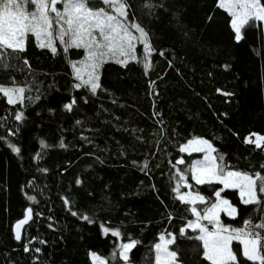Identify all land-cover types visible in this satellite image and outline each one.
<instances>
[{
    "label": "trees",
    "instance_id": "obj_1",
    "mask_svg": "<svg viewBox=\"0 0 264 264\" xmlns=\"http://www.w3.org/2000/svg\"><path fill=\"white\" fill-rule=\"evenodd\" d=\"M127 3L129 21L150 35L147 70L136 43L135 60L120 64L105 57L93 94L88 86L75 87L81 81L71 66L84 61L85 49L64 52L56 39L54 54L31 36L24 51L9 50L8 67L0 68V87L25 88L16 104L0 94V264H94L93 252L114 264V245L126 238L138 241L129 264H155L154 245L169 233L177 237L171 250H178L179 264H211L194 239L198 230L180 234L195 217L173 191V164L183 158V170L201 157L181 146L203 138L230 170L264 175V146L246 142L253 133L264 136V21L245 25L237 41L232 16L219 0ZM93 5L102 6L98 0ZM72 99L73 109H64ZM19 112L24 118L17 121ZM188 183L192 188L181 187V194L199 192L213 201L214 188L223 187L197 185L190 174ZM222 197L237 208L234 218L220 214L230 228L264 217L261 205L242 203L238 189H225ZM29 208L17 241L15 225ZM101 225L121 236L105 234ZM231 247L239 258L240 240Z\"/></svg>",
    "mask_w": 264,
    "mask_h": 264
},
{
    "label": "snow or ice",
    "instance_id": "obj_2",
    "mask_svg": "<svg viewBox=\"0 0 264 264\" xmlns=\"http://www.w3.org/2000/svg\"><path fill=\"white\" fill-rule=\"evenodd\" d=\"M98 2L102 5L99 8H95L93 0H0V68L8 67L4 61L10 54L9 50L12 53L25 50L26 40L30 36L40 42L41 48H50L54 54L57 52L53 44L56 39L64 45V52H67L69 48L85 49L83 67H77L76 63H72L71 66L76 78L81 81L75 87L88 86L93 94L100 87L97 71L105 62V57H116L117 63L126 64L129 58L137 59L135 45L139 43L144 49V67L146 70L150 68L148 58L153 51L150 35L140 24L129 21L130 6L127 0H98ZM58 4L61 5L59 9ZM219 6L225 7L224 0H219ZM145 7L151 9L154 6L148 3ZM234 8L238 10H233ZM226 10L232 16L231 27L234 29L237 41L242 39L241 30L245 25L264 21V4H261V0H236V3L229 5ZM134 32L138 35H134ZM160 54L163 55L162 52ZM25 63L27 64L26 60ZM227 67L225 65V68ZM85 70L87 71L86 79L83 75ZM13 83H15L14 80ZM24 92V87L12 89L0 87V94L7 98L9 104H16L22 100ZM14 94H17V99L13 98ZM224 95L231 94L224 93ZM75 104L76 100L72 99L63 107L71 111ZM23 118L22 112L15 114L17 121ZM252 136H255V140ZM246 142L261 148L264 146V136L253 133L246 138ZM40 143L42 147H47L43 140ZM63 146L61 142V147ZM9 147L13 152L20 151L14 145L9 144ZM189 149L203 152L204 159L192 161L183 170L178 168V165L185 164L183 158L173 164L178 180L173 191L182 203L189 206L188 210L195 217L187 220L180 234L185 235L187 229L198 230L199 234L194 239L201 242L203 257L211 264H240L241 260L246 261L247 264H264V217L258 218L257 222H253L251 218L245 219L240 229L225 226L220 219L221 212L233 218L237 214V208L228 199L222 197L225 189L230 188L239 190L243 204H258L264 211V199H262L264 175L261 172L230 170L229 166L223 163L222 155H212L216 149L203 138L189 140L186 145L181 146L180 151L187 152ZM147 167L148 162L145 161L143 169ZM261 168L264 169V165ZM188 174L197 185H223V187L214 188L215 200L206 198L199 192L193 194L192 191H188L181 194V187L192 188L188 183ZM76 183L80 184L81 181L77 180ZM28 199L35 201L36 197L29 196ZM64 203L69 204V201L65 199ZM198 203L204 207L198 209ZM27 212L28 215L15 225L14 238L17 241L21 240V228L30 219L32 209L29 208ZM72 215L75 216L77 213L73 212ZM83 219L89 223L93 222L87 216ZM101 227L105 234L111 231L113 236H121L118 229L110 230L103 225ZM241 237H243L242 240H240ZM126 239L128 242L114 245V251L111 254L114 264L117 261L121 264H129V253L137 246L138 241L132 238ZM176 239L177 237L171 233L162 234L159 237L160 242L154 245L155 264H179L178 250H171ZM234 240H240L243 245L239 258L231 248ZM41 243L44 242L41 241ZM24 251H30L27 245ZM35 251L39 253L41 249L36 248ZM91 255L97 264H108V261L100 258L96 253L93 252Z\"/></svg>",
    "mask_w": 264,
    "mask_h": 264
},
{
    "label": "rangeland",
    "instance_id": "obj_3",
    "mask_svg": "<svg viewBox=\"0 0 264 264\" xmlns=\"http://www.w3.org/2000/svg\"><path fill=\"white\" fill-rule=\"evenodd\" d=\"M234 3H236V0H224V4H225V9H227L228 8V6L229 5H231V4H234ZM57 7H58V9L59 8H61V5L59 6V4L57 5ZM29 9L31 10V6H29ZM233 10H238V9H233ZM77 67H83V62L81 63V64H79ZM83 75H84V77H85V79L87 78V71L85 70L84 72H83ZM188 153H192V152H195V151H191V149H189V151H187ZM198 153H200L201 154V157L199 158V159H197V160H203L204 159V153L203 152H198ZM212 155L214 156V153H212ZM235 171V170H234ZM183 194V193H182ZM222 213V212H221ZM220 213V214H221ZM226 226V225H225ZM240 228H242V227H238V228H234V229H240ZM243 239V237H241L240 238V240H242ZM232 248V247H231ZM97 256H99V255H97ZM100 257V256H99ZM100 258H102V257H100ZM91 259H92V261H93V263L94 264H97V262L96 261H94V259H93V257H92V255H91ZM102 259H104V258H102ZM105 260V259H104Z\"/></svg>",
    "mask_w": 264,
    "mask_h": 264
}]
</instances>
